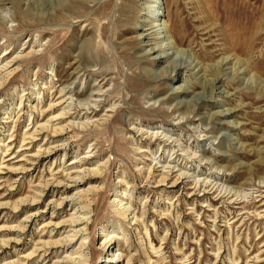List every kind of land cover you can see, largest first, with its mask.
<instances>
[{
	"label": "rangeland",
	"instance_id": "1",
	"mask_svg": "<svg viewBox=\"0 0 264 264\" xmlns=\"http://www.w3.org/2000/svg\"><path fill=\"white\" fill-rule=\"evenodd\" d=\"M160 1L0 0V264L75 215L80 264H264V0Z\"/></svg>",
	"mask_w": 264,
	"mask_h": 264
},
{
	"label": "bare ground",
	"instance_id": "2",
	"mask_svg": "<svg viewBox=\"0 0 264 264\" xmlns=\"http://www.w3.org/2000/svg\"><path fill=\"white\" fill-rule=\"evenodd\" d=\"M153 2L156 4V5H159L160 4V0H153ZM154 15V16H153ZM119 16V15H118ZM152 16L153 17H155V14H153L152 13ZM164 24V26H165V29L167 30L168 28L167 27H169L166 23H163ZM169 24V23H168ZM158 26V23L156 22L155 24L153 23L152 24V26L149 28V30H150V33H148L147 35L145 34V37L144 38H146L147 39V43L146 44H152V39H151V35H155L156 34V32H155V30H156V28H158L157 27ZM160 26V25H159ZM163 27V26H162ZM160 28V27H159ZM163 32H164V30H163ZM161 33V32H160ZM144 34V33H143ZM162 34V33H161ZM164 35H166V32H165V34ZM157 36H159V35H157ZM156 35H155V37L154 38H160V36L159 37H157ZM167 36V35H166ZM142 37H143V35H142ZM142 37H140V38H142ZM167 37H169V36H167ZM153 38V37H152ZM173 39V38H172ZM174 39H175V41L173 42H170L171 44L168 46V48H167V46H165V45H160V46H157V47H150L151 49L149 50V51H151V50H153V52L154 53H156V56L154 57V58H159L158 59V61H163V60H168L170 57H171V53H170V49H173V48H175V47H177V46H175V44L178 42V43H180V42H182L176 35L174 36ZM155 40V39H154ZM155 42V41H154ZM156 44V43H155ZM176 50V49H175ZM174 51V50H173ZM177 51V50H176ZM174 53V52H173ZM172 58V57H171ZM177 59V58H176ZM226 59V58H225ZM12 61V60H11ZM176 60H174V62H175ZM228 61V60H227ZM230 61H232V60H230ZM153 62V61H152ZM174 62H172V63H174ZM224 62V61H223ZM10 63V62H9ZM176 63H177V61H176ZM182 63V62H181ZM185 63V62H184ZM229 63V62H228ZM8 64V63H7ZM11 64H13V63H11ZM199 64V63H198ZM225 64V63H224ZM9 65V64H8ZM178 65H179V63H178ZM182 66H179V68H186L185 66H183L184 64H181ZM4 67H6L5 65H3ZM10 66V65H9ZM172 66V65H171ZM195 66V65H194ZM199 66V65H198ZM197 66V67H198ZM4 67H2V69L4 68ZM176 67H177V65L176 64H173V69H176ZM193 67V66H192ZM10 68V67H9ZM4 69H6V68H4ZM172 69V70H173ZM201 69V68H200ZM245 69H247L248 70V68L246 67ZM191 70V69H190ZM7 71V70H6ZM15 71V70H14ZM192 71V70H191ZM9 72H11V71H9ZM9 72H7V73H9ZM168 73V72H167ZM171 75V74H170ZM167 77V76H166ZM170 77V76H169ZM179 88L176 90V92H180L181 91V88L180 87H182V85L181 86H178ZM189 88V87H188ZM184 92L185 93H193L194 91H192V90H189V89H187V87L186 88H184ZM99 95V94H98ZM59 102H61V100L59 101ZM97 102V101H96ZM181 102V101H180ZM186 102V101H185ZM80 104V103H79ZM85 104V103H84ZM102 104V103H101ZM81 105V104H80ZM79 106V105H78ZM82 106V105H81ZM99 106V105H98ZM83 107V106H82ZM87 107V106H86ZM79 108V107H78ZM78 108H77V110H78ZM90 108V107H89ZM82 109V108H81ZM91 109H92V107H91ZM64 110V109H63ZM62 110V111H63ZM97 110V109H96ZM88 111H90V110H88ZM109 112V111H108ZM65 113V112H64ZM67 114V113H66ZM109 114V113H108ZM107 114V115H108ZM63 115V113L62 114H60L59 116H62ZM73 115V114H72ZM57 118H59L58 116H57ZM107 119V118H106ZM54 120V119H53ZM56 120V119H55ZM52 121V120H51ZM88 122V121H87ZM99 122V121H98ZM102 123V122H101ZM46 124V123H45ZM45 124H42V123H39V121H38V123H36L32 128H34V130L33 129H31V130H33V132H28V133H26V135L27 136H25V138H23V139H25V140H30V142H29V144H32L35 140H36V137H38V135H41V132H48V131H50V129L49 128H51V127H49L48 129V131H46V125ZM56 124V123H55ZM64 125V124H63ZM77 125V124H76ZM96 125H98V124H96ZM53 127V126H52ZM70 127V126H69ZM52 129V128H51ZM53 131V133H52V135H50L49 133H45V136H44V140L46 141H52V140H55V137L58 135V134H61L64 130H65V128H63V126H59V127H56V126H54L53 127V129H52ZM51 133V132H50ZM44 135V134H43ZM157 138V137H156ZM49 143V144H48ZM55 142L53 141V142H47L46 143V145H48L46 148H43L45 145H41L40 146V149L39 150H37V155H40V152L41 151H43V150H46V152H49L50 151V149L51 148H53L54 147V149H56L57 148V146L55 145V146H53V144H54ZM35 156V155H34ZM33 156V157H34ZM41 156V155H40ZM39 157V156H38ZM34 161V160H33ZM8 166V165H7ZM10 169V168H9ZM12 169V168H11ZM173 170V169H172ZM168 171V170H167ZM168 173H169V171H168ZM167 173V175L166 176H164V181H167V180H169V179H171V178H176V177H174L173 176V173H172V171L170 172V174H168ZM163 177V176H162ZM71 178V177H70ZM176 179H178V178H176ZM171 181V180H170ZM177 182V180L175 181H173V182H171L172 183V185H174L175 183ZM62 183V182H61ZM69 185V184H68ZM68 187V186H67ZM41 194H43V193H41ZM64 200H71L70 202H71V205L72 206H74L75 204H74V202L76 201V202H81V200L78 198V199H74V197H73V199H72V197H66V198H63ZM35 200H37V199H35ZM62 202V201H61ZM82 203V202H81ZM22 204H23V202H22ZM87 204V203H86ZM86 204H83L81 207L79 206L78 208L77 207H75V213L74 214H77L79 211H80V209H82L83 211H81V212H85L84 210L86 209L87 210V208H88V206L86 205ZM58 205H60V203L58 204ZM0 207H1V205H0ZM91 207V206H90ZM17 208V207H16ZM128 208V207H127ZM86 212H88V211H86ZM84 214V213H83ZM36 216L37 215V213L36 214H32V216L31 217H33V216ZM28 217H30L29 215H28ZM80 217V216H79ZM83 217H86L85 215L83 216ZM79 218V219H77V217H76V215H75V217H69L68 219H63V220H61L60 222H54L53 223V220L51 219L48 223H46V225H45V227H44V230L46 229V226H52L53 228L51 229V231H49L47 234H48V238L47 239H40L36 244H34L35 246L28 252V253H26V254H24L23 256H22V258L21 259H19L17 262H15V261H9V262H6V264H20V262L22 263L23 261H28V262H30V261H32V260H35V259H38V258H45L47 255H54V254H56V256H57V258H56V260L54 261V262H52V264H80L81 263V261L83 262H85V260L87 259L85 256H86V254L84 253V250H83V247H84V245H85V242L83 241V240H81V241H79L81 238H82V234H83V232H84V230H85V227L86 226H82V227H80V225L81 224H83L85 221H84V219L85 218ZM87 218V217H86ZM138 218V217H137ZM29 219V218H28ZM26 221H27V219H26ZM53 223V224H52ZM70 228V230H69V233L67 234V236H62L63 235V230L61 231V229H65L64 230V232L66 233L67 231H66V228ZM3 228V227H2ZM56 228H58L57 229V231H56V233H54V231H55V229ZM0 229H1V227H0ZM9 229H11V230H13V231H16V232H18V234L19 233H21L22 234V232H24V228L21 226H14V227H10ZM47 230V229H46ZM45 230V231H46ZM48 231V230H47ZM82 233V234H81ZM65 235V234H64ZM22 240V238L20 237V238H18L17 236L15 237V238H9V239H0V245L1 246H3L4 248L5 247H8L9 245H12V244H15V245H18V244H20L19 242ZM79 243V247L78 248H76L75 249V243ZM87 243V242H86ZM107 241L105 240V241H103V245H105V247H107ZM75 249V250H74ZM65 252H67V254H64ZM64 254V255H63ZM74 254H78V256L79 257H74L75 255ZM114 255H116L115 253H114ZM76 258H78V259H76ZM130 260L131 259H128L127 260V262H126V264H130Z\"/></svg>",
	"mask_w": 264,
	"mask_h": 264
}]
</instances>
